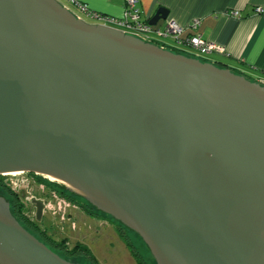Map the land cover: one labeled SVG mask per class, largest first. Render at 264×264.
I'll return each instance as SVG.
<instances>
[{
	"label": "water",
	"instance_id": "95a60500",
	"mask_svg": "<svg viewBox=\"0 0 264 264\" xmlns=\"http://www.w3.org/2000/svg\"><path fill=\"white\" fill-rule=\"evenodd\" d=\"M13 172L65 184L157 264H264V86L58 0H0V175ZM0 264L74 263L0 196Z\"/></svg>",
	"mask_w": 264,
	"mask_h": 264
},
{
	"label": "crops",
	"instance_id": "0c3cea01",
	"mask_svg": "<svg viewBox=\"0 0 264 264\" xmlns=\"http://www.w3.org/2000/svg\"><path fill=\"white\" fill-rule=\"evenodd\" d=\"M68 6L67 0H62ZM93 12L121 18L125 11V0H81ZM143 20L149 22L160 8L168 11V21H161L156 29H163L173 22L186 30L183 40L199 34L203 38L224 46L227 55L213 56L217 65L258 83L264 79V14L257 8H264V0H139ZM233 12H238L234 16ZM194 20H200L198 29H189ZM162 48L185 51L171 38L157 41Z\"/></svg>",
	"mask_w": 264,
	"mask_h": 264
},
{
	"label": "rangeland",
	"instance_id": "374dc122",
	"mask_svg": "<svg viewBox=\"0 0 264 264\" xmlns=\"http://www.w3.org/2000/svg\"><path fill=\"white\" fill-rule=\"evenodd\" d=\"M58 1L63 3L62 0ZM82 19L86 23H94L85 16H82ZM202 59L215 61L213 57ZM3 177L10 184V187L18 192L25 205V210L35 221L36 208L32 207V201L39 200L45 204V212L41 220H37V224L52 239L57 242L66 241L70 249L77 244L87 245L100 264H138L127 245L113 231L112 225L105 224L103 220L92 218L80 209L63 201L57 194L56 187L49 190L41 186L42 184L39 185L40 182L25 173ZM12 180L14 183L11 182ZM129 234L132 243L140 251L142 259L147 264H155L146 247L147 245L138 236ZM79 261L85 263L82 259Z\"/></svg>",
	"mask_w": 264,
	"mask_h": 264
},
{
	"label": "built area",
	"instance_id": "2783aa9c",
	"mask_svg": "<svg viewBox=\"0 0 264 264\" xmlns=\"http://www.w3.org/2000/svg\"><path fill=\"white\" fill-rule=\"evenodd\" d=\"M67 1L69 5L64 6L68 10L73 12L81 20H83L82 16H85L86 18L92 20V22H94V25H102L114 28L124 32L125 34L134 35L150 43H157V41L160 39L162 40L171 38L175 41L176 44L186 47V50L183 52L198 59H202L205 57L211 58L216 55H227L226 48L224 46L213 43L203 38L202 35L195 34L190 36L188 39L183 40L181 38V35L186 29L176 23L168 22L167 26H165V28L163 29H156L154 26H151L147 21L143 20V14L139 7V0H125V11L124 15L121 18L104 16L93 12L92 10H90L89 6L83 3L81 0ZM256 12L259 15H263L264 8H257ZM233 15L238 16L239 13L233 12ZM200 24V20H194L188 28L196 30L198 29ZM205 61L211 62L210 60ZM258 83L264 86V79H260ZM4 175L8 176V174ZM11 182L14 183L13 180Z\"/></svg>",
	"mask_w": 264,
	"mask_h": 264
},
{
	"label": "trees",
	"instance_id": "16d2710c",
	"mask_svg": "<svg viewBox=\"0 0 264 264\" xmlns=\"http://www.w3.org/2000/svg\"><path fill=\"white\" fill-rule=\"evenodd\" d=\"M153 44L158 45V43H156V42ZM171 51H173V50H171ZM173 52L178 53V54H184V55L191 57V58H196L194 56L188 55L187 53H185L183 51H178V52L173 51ZM196 59H198V58H196ZM199 60L206 62L205 60H202V59H199ZM220 67L223 68L222 66H220ZM51 185L52 184H49V183L47 184V186H49L53 190L55 187L51 186ZM56 190H58L57 194L61 198L66 199L68 202L72 203L73 205L78 206L79 208H81L83 211H85L89 215L95 216V217H102L101 214L97 213L99 211L95 210L94 207L91 204L87 203V201H85L83 198H81L77 195H74L71 192L66 191L64 188H60V187L57 188L56 187ZM14 192L15 191L13 189H11V187L5 181H3V179L1 178L0 179V194L3 197H5L8 202L11 203L12 215L19 221V223L24 228H26L30 233H32L34 236H36L37 239H39L41 242H43L45 245H47L51 250H54L52 248L59 250V252H56V251H54V252H56L60 257H62L63 259H65L69 262L76 263V264H100V262L96 259V257L93 255L92 251L87 246H85L83 244H78L74 248L70 249L66 241L57 242L56 240L49 237L45 231H41L39 227H37L33 222L30 221V219L28 217V213L25 210V205L21 201L19 194H15ZM93 209L96 211L95 213L90 212ZM113 221H114V224L116 225V228L119 232L120 237L126 243L127 247L129 248L133 257L136 259L137 263L138 264H147L142 259L141 255H140V251L138 250V248L132 243L130 236L126 235L125 230L128 232V234L131 233V234H134L136 236H138V235L135 234L134 232H131L129 229H127L125 226H123L120 222L116 221L115 219H113ZM140 239L142 240V238H140ZM142 242L145 244V242L143 240H142ZM148 250H149V248H148ZM149 252H150V250H149ZM150 254H151V252H150ZM152 258H153V256H152ZM81 259L85 263H81L79 261ZM153 261L155 264H157L154 258H153Z\"/></svg>",
	"mask_w": 264,
	"mask_h": 264
},
{
	"label": "flooded vegetation",
	"instance_id": "af4514ba",
	"mask_svg": "<svg viewBox=\"0 0 264 264\" xmlns=\"http://www.w3.org/2000/svg\"><path fill=\"white\" fill-rule=\"evenodd\" d=\"M26 175H28L29 177H31V178H33V179H36V181L37 182H40L39 183V185H41V186H44L45 188H47V189H49V190H51V188L49 187V186H47V184L49 183V184H52L51 186H54V187H60V188H64L66 191H68V192H71L72 194H74V195H77V196H79V197H81V198H83L85 201H87V199H85L84 197H82L81 195H79V194H77V193H75V192H73L72 190H70L65 184H61V183H59V182H52L51 183V181L50 180H48V179H46L45 178V176H43V175H40V174H35V173H25ZM3 176H5V175H0V179L2 178L3 179V181H5L6 179L3 177ZM6 182V181H5ZM42 182V183H41ZM8 184V183H7ZM43 184H46V185H43ZM9 185V184H8ZM12 189V188H11ZM15 194H18V192H14ZM56 194V193H55ZM0 196L1 197H3L1 194H0ZM5 200H6V198L5 197H3ZM22 199V198H21ZM63 201H65V202H67L68 204H70V205H72V206H74L75 208H78V209H80L81 211H83L81 208H79L78 206H76V205H73L72 203H70V202H68L66 199H63V198H61ZM7 201V200H6ZM8 202V201H7ZM37 202H41V203H43L42 201H39V200H33L32 201V207H34V208H36V221H35V219H33L29 214H28V217H29V219H30V221L31 222H33L37 227H39L38 226V224H37V220L38 221H40L39 219H38V216H37V214H38V207H37ZM9 203V205H10V211H11V203L10 202H8ZM87 203H89V204H91L89 201H87ZM43 205H44V209H43V214H44V212H45V204L43 203ZM93 207H94V209L95 210H97V211H99V212H97L98 214H101L102 215V217H95V216H91V215H89L88 213H86L85 211H83L85 214H87L88 216H90V217H92V218H95V219H98V220H103V222L105 223V224H107V225H109L110 224V226L112 225L113 227H114V229H113V231L115 232V233H117V235L120 237V235H119V232H118V230H117V228H116V225L114 224V221H113V219H112V216H110L109 214H106V213H104L103 211H101L100 209H98V208H96L93 204H91ZM92 210V211H90L91 213H95L96 211L95 210ZM12 213V212H11ZM103 213V214H102ZM43 216V215H42ZM17 220V219H16ZM40 228V227H39ZM26 229V228H25ZM27 230V229H26ZM40 230L41 231H44V230H42L41 228H40ZM28 231V230H27ZM29 232V231H28ZM125 232H126V235H128V236H130V234H128V232L125 230ZM32 234V233H31ZM33 235V234H32ZM34 236V235H33ZM36 237V236H35ZM121 238V237H120ZM122 239V238H121ZM123 241V240H122ZM124 242V241H123ZM125 243V242H124ZM126 244V243H125ZM78 245V244H77ZM83 245H85V244H83ZM85 246H87V245H85ZM88 247V246H87ZM89 248V247H88ZM52 249H54V250H52V251H56V252H59V250H57V249H55V248H52ZM90 249V248H89ZM91 250V249H90ZM55 252V253H56ZM97 259V258H96ZM74 264H76V263H74Z\"/></svg>",
	"mask_w": 264,
	"mask_h": 264
},
{
	"label": "bare ground",
	"instance_id": "6f19581e",
	"mask_svg": "<svg viewBox=\"0 0 264 264\" xmlns=\"http://www.w3.org/2000/svg\"><path fill=\"white\" fill-rule=\"evenodd\" d=\"M8 175H13V176H17L22 174V172H13V173H7Z\"/></svg>",
	"mask_w": 264,
	"mask_h": 264
}]
</instances>
